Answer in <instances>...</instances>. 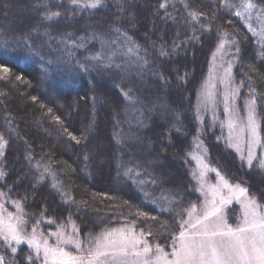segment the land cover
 <instances>
[{"label": "trees", "instance_id": "16d2710c", "mask_svg": "<svg viewBox=\"0 0 264 264\" xmlns=\"http://www.w3.org/2000/svg\"><path fill=\"white\" fill-rule=\"evenodd\" d=\"M161 2H166L165 9L159 7ZM255 2L264 8V0ZM221 4L222 0H104L96 9L80 10L69 0H0V64L10 69L0 73L6 173L0 200L5 208L18 212L28 228L39 220L36 230L42 233L72 221L81 239L135 220L136 230L151 232L145 237L150 243L169 250L180 230L178 221L186 218L182 210L197 204L186 155L196 135L197 89L222 38L223 48L227 46L234 59V78L242 94L249 96V82L256 88L264 142L261 24L255 14L248 21L254 36L234 15L235 8ZM49 10L61 15L45 21ZM144 11L153 14L151 31L138 20ZM190 11L203 15L193 21ZM132 43L139 50L130 55ZM174 43L179 45L175 50ZM161 49L170 55L161 56ZM113 52L111 68L90 59L102 54L107 62ZM85 64L97 66L83 71ZM173 78L180 94L172 87ZM144 82L156 86L157 97L148 86L141 92ZM178 95L186 97V103H178ZM161 102L176 113L164 119L172 130L160 123L158 111L151 113L152 104ZM158 135L164 141L157 142ZM206 137L211 165L227 180L244 184L264 206V192L259 191L264 189V171L246 167L212 134ZM160 149L165 155L157 164ZM128 168L134 170L131 178L125 175ZM142 178L146 182L141 183ZM14 202H19L20 211ZM141 211L146 215L139 216ZM23 250V255L12 257L2 252L10 264H24L27 249Z\"/></svg>", "mask_w": 264, "mask_h": 264}, {"label": "snow or ice", "instance_id": "6c2138e0", "mask_svg": "<svg viewBox=\"0 0 264 264\" xmlns=\"http://www.w3.org/2000/svg\"><path fill=\"white\" fill-rule=\"evenodd\" d=\"M104 0H69V4L73 9H96L103 4ZM222 7L229 9L235 8L234 15L245 21L249 32L254 36L257 35L255 29L248 23L255 14L256 20L261 24L262 47H264V8H260L255 0H240L239 4L230 2V0H222ZM43 7L47 8L44 4ZM159 7L166 8V2H161ZM187 8L188 5L185 4ZM123 10L122 8L120 9ZM61 15L58 11H47L43 17L45 21L52 20ZM189 15L195 21L203 13L190 11ZM121 35H123L121 33ZM71 37V33L68 34ZM98 39L99 37L94 36ZM84 38L82 37L81 40ZM130 39V38H129ZM27 43V41H25ZM67 43V40L64 41ZM103 44V41H101ZM115 43V41H112ZM235 43V41H233ZM77 47H83V44H77ZM175 47L179 45L174 43ZM220 49L224 47L223 38L218 46ZM138 45L132 43L128 48V54H135L138 52ZM238 50V49H237ZM116 53H111L107 57V62L102 59V54L90 57L92 61H100L104 67L111 68L113 66L112 56ZM160 55H170L163 49L160 50ZM142 59L138 57V60ZM146 64L147 61L145 60ZM96 64L89 66L85 64L82 66L83 71H89L90 67H96ZM115 67L120 71H125L120 64H115ZM231 64L225 69L224 75L221 78V84L225 85L223 92L224 115L226 119L222 122V127L228 129V139L236 140L237 151H242L241 142L247 145V162L250 167H257L264 170V159H260L258 164L254 165L253 161L257 159L255 149L260 148L264 150V142H262V130L260 124V116L258 113V103H261L256 98V88L249 82V96L245 98L243 105L244 115H240V109L236 107V99L239 95L237 87L228 88L232 84ZM10 69L0 64V73H8ZM2 78V77H0ZM21 79V77H17ZM211 87H215L212 85ZM131 91V89H129ZM130 101L133 97L129 96L128 92L123 93ZM219 101L216 98V93L211 91L208 85L204 86L203 99L201 105L205 108L215 107ZM264 110V109H262ZM215 116V113L213 112ZM91 128V125L88 126ZM65 131H67L65 129ZM0 137V141H2ZM72 139L76 140L75 136ZM87 139V136L84 137ZM231 146V145H230ZM4 147V143H0V149ZM4 153L0 151V156ZM87 159V156H85ZM193 159H199L193 157ZM203 168L207 171L215 172L219 183L217 185L208 186L207 192H203V185L201 187L202 194L205 195V200L202 205L198 206L193 203L189 208L182 211L187 212V219L181 218L179 222V233L174 234L172 243L169 245L172 251H166L159 244H151L145 238L151 235V232L145 233L135 232L134 225L136 221L127 223L121 227H111L102 230L100 233L85 237V239L77 238L79 230L73 224L72 229L75 236L72 234H65L62 229L65 227L61 224L55 233L48 235L55 239L54 244H49L47 238H38L36 235V227L40 221H36L33 226L32 235L27 238L26 243L30 249L36 253V259H41L43 264H264V211L261 210V205L258 204L255 197L249 198L247 196L248 189L241 187L239 184L231 185L228 180L221 175L219 171L209 168L207 164L200 161ZM134 170L128 168L125 175L131 178V173ZM0 175H3L0 173ZM139 175V173H137ZM204 171L201 172L203 178ZM146 181L143 178L140 181ZM155 183V181H151ZM35 187V185H34ZM59 191L57 184L52 185ZM221 189H226L228 195H221ZM0 195H3L0 193ZM61 195H65L61 192ZM211 199H208V196ZM145 196L148 193L145 192ZM243 197L244 199H241ZM111 199V197H107ZM235 198L238 200L243 208L242 217L239 222L232 225L223 215V207ZM68 202L67 200L65 201ZM74 202V201H73ZM4 206L0 204V208ZM14 207L20 211L19 202H14ZM162 211H167L163 209ZM139 216H145L144 212H138ZM179 216L180 214L177 213ZM149 219L155 221L156 216H150ZM54 221L49 220L51 224ZM25 221L22 216H14L8 213L6 216L0 215V240L5 244L15 242L20 244L25 242V238L21 235L23 231V224ZM166 223V222H165ZM164 227V224L161 225ZM165 231L168 228L165 227ZM17 249L12 248L15 254ZM0 264H4V257L0 256Z\"/></svg>", "mask_w": 264, "mask_h": 264}, {"label": "rangeland", "instance_id": "374dc122", "mask_svg": "<svg viewBox=\"0 0 264 264\" xmlns=\"http://www.w3.org/2000/svg\"><path fill=\"white\" fill-rule=\"evenodd\" d=\"M143 6L145 8L147 5L144 4ZM131 14L128 16V20L132 22L134 19V16H132ZM138 20L141 21V24L144 25L146 30L149 29V27L152 23H154L153 14L149 11L148 12L144 11L142 16L140 18L138 17ZM181 27L183 28V26H181ZM159 29H161V28H159ZM149 31H151V30L149 29ZM179 32H180V29H178V32H176V33L178 34ZM159 36H160V34H159ZM218 46L216 47V49L214 50V52L212 53V55L210 57L207 73L204 76L200 86L197 89L196 100H195V102H196V104H195L196 120H197L196 135H195V139H194L193 148L186 155V159L188 160V164L186 165V167L189 171L188 175H189L190 182H191V190L198 197V200L196 202L197 206H198V210H199V206L203 204V202L206 198L205 195L202 194V190H201L202 185H203V192H207L208 186L217 185L219 183V180H218V177L216 176V173L205 170L203 168V165L200 163V161H203V164H207L209 168L215 169L211 165V163L208 159L209 154H208V145H207V137H206V135L208 133L212 134L217 139V141L222 144V146L227 148L229 151L233 152L237 156V158L240 161H242V163L246 167H248V168L250 167L248 162H247L248 152H247L246 143H244L242 141L241 142L242 151H237L236 140L233 139L232 141H229L228 129L226 126L222 127V122L226 119V117L224 115V104H223V95H222L223 92L225 91V85L221 84L220 81L224 75L225 69L228 68L229 64H231V66H232L231 71H232V81L233 82L231 85H228L227 87L229 89L232 87L238 88L239 95L236 99V107H237V109L241 110L240 111L241 116L244 115L243 105H244L245 96L242 94L241 86L239 85V83H237L235 81V78H234V59L231 58L230 56H228L227 46H225L226 48H222V49H220ZM196 56H197V54H196ZM175 70H176V67H173L172 71H175ZM153 76H156V75H153ZM157 77H158V75H157ZM125 78H127V77H125ZM125 78H124V76L123 77L121 76L120 80L123 79L125 81ZM140 83H143V82L141 81ZM206 84L208 85V87L210 88L211 91L216 93V98L219 101V103L214 108L213 107L205 108L201 105V100L203 99L204 86ZM212 85H215V87H211ZM147 86H148V83L144 82V85H142L141 89H140L141 92H142V89H144V88L147 89ZM148 87L152 91V93H154V97H157L158 91H156V86L151 84ZM172 87L175 90H177V93L180 94V88L178 86L176 78H173ZM158 95L160 96V99H162V101H163L164 100L163 94L159 93ZM177 102L178 103H180V102L186 103V97H184L182 95L181 96L178 95ZM162 105H164V106H162ZM151 109H152L151 113H153L155 110L158 111L159 112L158 118H159V120H161L160 123L162 122L163 124H165L166 128H170L172 130L171 126H169V124H167L166 121H164V119H165L166 115L173 119L176 115L175 111L170 109V107H167L165 102H163V103L161 102L160 104L154 103V104H152ZM213 112L215 113V116L213 115ZM151 113H150V115H151ZM259 122L261 124V120ZM163 139H164L163 137L159 136L157 142H160L161 140L164 141ZM262 142H263V136H262ZM0 143H4V142L0 141ZM4 146H5V144H4ZM100 147H103V145L100 144ZM0 151H2L4 153V147L2 149H0ZM158 153L160 154V157L155 158V160H158L157 164H160L162 162L161 159L163 158L165 153L162 149H160ZM255 153H256L257 159L253 161L254 165L258 164L260 159H264V150H262L260 148H256ZM193 157H198L199 159H193ZM255 168H257V167H255ZM168 171H169L168 175H172V171H170V170H168ZM202 171H204L203 178L201 177ZM0 173L3 174V175H0V182H2L4 177H5V174H6L5 170H4V154L2 156H0ZM168 175H166V177H168ZM228 182L231 185L239 184L241 187L246 188V186L240 182H233L231 180H228ZM258 187H259V185H258ZM259 191L264 192V189L262 186L259 187ZM220 194L225 195V196L228 195L226 189H221ZM247 196L249 198L252 197L249 195V193H247ZM207 198L211 199V196L209 195ZM241 199H244V198L241 197ZM256 200H257L258 204L261 205V210L264 211V206L261 204V202L258 199H256ZM0 204H2L4 206V204L2 203L1 200H0ZM222 211H223L224 217L232 225L237 224L239 222V218H241L242 214H243L242 205L235 198H233L230 203L225 205L223 207ZM8 213H12L14 216H21L18 212H13V211L6 209L5 206L3 208H0V215L6 216ZM185 219H187V214H186ZM73 224L77 228V225L74 222L69 221L68 223H66V225L64 224L65 227L62 229V231H64L66 235L72 234L75 236V233L73 232V229H72ZM22 227H23V231H22L21 235L25 238V242H22L20 244H16L15 242H12L9 245V244H5V242L3 240H0V256L4 257V264H10V262H8L6 260L5 255L2 251H4L6 254L8 253L11 257L15 256V255L20 256V255H23V252H22V251H24L23 248L27 249V251H26L27 253L25 254V260H24L26 263H28V264H33V263L43 264L42 256H41V259L37 260L35 251L33 249H30L28 244L26 243L27 238H29L32 235L33 228H28L29 226L26 224V222L23 224ZM116 227H121V226H116ZM58 228H59V226H57L54 229H49V230L46 229V230H44V233L40 232L39 230H36V235L38 238H41V239L47 238L49 244H54L56 242L55 239L53 237L49 236L48 234L57 232ZM134 231L139 232L135 228H134ZM77 238L81 239L80 236H78ZM151 244H154V243H151ZM13 247H15L17 249L15 254L12 252ZM166 251L171 252L172 251L171 247H169V250H166ZM26 263H24V264H26Z\"/></svg>", "mask_w": 264, "mask_h": 264}]
</instances>
